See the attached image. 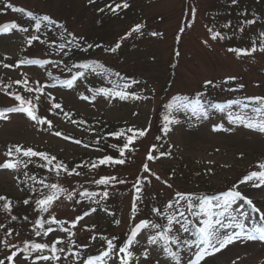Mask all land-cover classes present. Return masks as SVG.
Masks as SVG:
<instances>
[{"label":"rangeland","instance_id":"rangeland-1","mask_svg":"<svg viewBox=\"0 0 264 264\" xmlns=\"http://www.w3.org/2000/svg\"><path fill=\"white\" fill-rule=\"evenodd\" d=\"M13 3L24 7L34 8L37 11L46 12L59 19L72 16L78 19L80 30L101 33L95 27L92 19L96 16L92 7H86V1L81 0H11ZM114 1V0H111ZM122 0H115V2ZM128 1V0H127ZM193 1L192 3H190ZM188 4L185 0H129L132 8L137 10V18L132 21L134 25L147 20L148 25L141 28V33H132L129 28L121 27L119 19H110L105 24L108 30H112L110 41L115 37L123 38L121 51L127 54L126 64L128 70L137 72L145 80L136 89L142 92L141 96L129 94V98L121 100L118 96H105L95 86L104 79L102 74L86 68L74 81L72 87L67 86V81L45 87L47 97L61 101L64 106L88 117L102 118L114 125L124 124L145 129L148 125L153 107L157 103L149 100L148 85L150 83L159 93L166 91V82L171 80V87L166 91L165 98L175 92H189L199 88L201 83L222 77H238L244 82L250 94L264 95V52L256 53L253 56L239 55L228 51V47L235 46L236 49L243 45L261 43L258 35L257 25H264V17L261 20L255 19V24L243 26V31H232L230 27H223L214 23L212 30L222 34L221 38L211 39V33L205 26L207 0H191ZM114 2V3H115ZM101 4V3H99ZM194 4V8L192 7ZM72 5V7H71ZM98 6V5H95ZM139 10V11H138ZM194 10V11H193ZM126 11V10H125ZM193 14V20L183 32L179 43V56L173 59L172 43L174 32L179 28L183 18ZM161 16V21L156 16ZM240 15H237L239 19ZM250 15L247 18L250 19ZM89 19V20H87ZM153 19V21L151 20ZM77 22H75L77 24ZM98 22V21H97ZM106 20H103L104 24ZM188 22V20H187ZM29 24V22H24ZM75 24V26H76ZM245 24V23H244ZM77 28V27H75ZM78 29V28H77ZM96 29V30H95ZM110 30V31H111ZM154 30L162 32L163 38L154 39L148 36V32ZM83 33V32H82ZM207 41V44L204 43ZM20 34L16 30L0 32V63L12 67L0 66V78L19 77L24 73L35 80L42 81L44 71L37 65L21 64L13 65V60L18 56ZM259 45V44H258ZM177 59L175 64L174 60ZM108 63L112 61L107 59ZM112 64V63H111ZM175 65L173 78L169 74L170 65ZM165 87V88H164ZM91 95H95L92 98ZM83 97H88L87 100ZM136 97V98H133ZM9 105L11 102L6 101ZM41 117L49 119L54 125L69 133H75L82 137H89V132L81 126H76L63 118L59 112L52 110L49 105H43L40 111ZM177 123L171 132L165 134L166 142L172 146L171 153L167 156L157 157L155 150H150L149 135L146 139L138 141L139 149L134 155L128 156L127 174L136 176L145 164L150 169L149 173H141V185L145 190L163 191L169 194L165 181L172 185L190 188L196 187L198 180L190 184H183L185 175L193 170L195 173L202 172L200 181L207 182L215 187L220 186L224 180L229 179L228 175L238 174L242 166L249 165L254 158L264 157V133L251 131L242 125L221 126L219 131H213L216 127L210 119L188 120L183 113L176 114ZM223 122V120H221ZM54 129L49 128L45 123H38L28 117L25 112H10L6 118H0V162L6 160L5 149L9 145L22 144L40 149L48 147L52 152L69 160H76L80 155L85 154L88 149L80 144L55 135ZM152 154L157 159L148 160L147 156ZM160 156V155H159ZM234 167H232V166ZM232 167V168H231ZM152 173L160 176L157 180ZM172 173V174H171ZM129 176H127L129 178ZM147 178V179H145ZM170 179V180H169ZM167 181V182H168ZM168 182V183H169ZM66 182L62 183V186ZM151 191V190H149ZM240 191L252 199L253 204L260 211H255L251 206L242 201L234 203L224 218L219 221L215 228L223 234L240 232L243 226L244 232H251L259 235L264 231V186L261 188L244 184ZM0 193L7 196L19 197L22 194L17 177L9 169H0ZM89 194V193H88ZM55 199L51 211L65 212L71 197L68 190L60 191ZM70 197V198H69ZM86 199L91 195H84ZM121 204V216L126 217L129 202V192L126 191L119 196ZM122 197V199H121ZM68 213L67 216H70ZM91 215V216H90ZM92 214L85 215L79 225L90 223ZM229 225H231L229 227ZM54 231L46 235L44 241H53L62 238L65 234L64 228L53 227ZM258 229L259 231H253ZM154 236L150 228H143L133 240L129 251L132 256L129 264H173L169 255L163 250L159 241L149 243V238ZM213 243H216L213 241ZM207 245L197 244L182 252L178 264H196L199 252ZM219 247V244H216ZM213 253V249H208ZM1 258L6 257L0 245ZM264 264V241L247 240L241 237L232 244L227 245L219 252L212 255H205L199 260V264ZM14 264H53L52 260L14 257ZM106 264H121L116 253H113Z\"/></svg>","mask_w":264,"mask_h":264},{"label":"trees","instance_id":"trees-1","mask_svg":"<svg viewBox=\"0 0 264 264\" xmlns=\"http://www.w3.org/2000/svg\"><path fill=\"white\" fill-rule=\"evenodd\" d=\"M86 1L87 4L85 6L92 7L93 10H95L96 16L92 19V21H96L94 22V25L96 28L102 31L101 33L90 32L88 34L80 35L79 33L73 30L72 26L73 23L77 21L74 20V22L72 23L70 19H67L65 17L64 18L66 21H60L57 24V27L60 29V31L68 35L70 37V40L72 41L66 42L65 47L60 50V60L63 62V64L69 66L71 69H75L81 66L84 60L91 58V56L95 55L99 50L97 47L106 46L110 49L116 47L117 43H112L110 41L111 34H113V31L111 29V31L107 29V26L105 25L107 21H109L110 19H119L120 21H122L120 22V26L124 28H130V31L137 25L133 24L138 15L137 10L130 6V4L128 3L129 0L127 1L129 7L127 9L118 10L116 14H113L107 9H105L104 12H100L98 11V9L104 8L107 4L114 5L115 3H121L120 1L115 2V0H95V3L92 4H90L88 0ZM185 1L188 3L186 4L187 6H189L190 3L193 2L191 0ZM207 6H210L209 10H206V18L208 19V21L205 22V26L207 27L208 31L209 29L213 28L214 23L218 24V19L220 20L221 26L229 28L231 27L232 31H236L241 30V27L243 25H246V21L251 20L252 18L256 19L257 17L260 19V17L264 16V0H237L235 4L232 3V0H207ZM192 7L194 8V4H192ZM248 14L251 16L250 19L247 18ZM237 15H240L239 19L237 18ZM156 17V20H162L161 16L157 15ZM103 20H106V22L101 25V23H103ZM151 20L153 21V19ZM192 20L193 14H190V16H188L187 18H183L179 24V28L176 29L177 31H175L173 34V59L174 56L177 57L176 53L178 52L181 36L185 29L188 27L186 25L190 24V21ZM44 23L49 26L48 22ZM148 24L149 23L147 20L142 21L140 23V25L143 26ZM181 29H183V31H181ZM152 32L156 31L151 30L148 32V36L150 38H163L162 32H159L160 35L157 36L150 35V33ZM115 52L117 53H115L113 58L114 60H116V62L124 60L125 63H127V59L125 60V57H127L125 53L117 50ZM174 62L176 64L177 59H175ZM128 63L130 64L131 62ZM174 66L175 65L172 64V66L170 65L169 67L171 69H169L168 72L169 74H171V78H173ZM64 69L66 70V68ZM106 70L110 76H113V78L110 80L113 83L114 87L117 89H119L122 85L134 86L139 82V79L141 77L139 74H137V72H132V70L129 72L123 68H118L115 66H110L109 70L107 68ZM57 76L58 74L55 71H50L49 74H47V77L49 79H55ZM171 80L172 79L166 82V91L169 89V87H171ZM239 85L241 84L238 77H235V79L218 78L217 81L212 80L211 85H206L205 83L201 84L199 88L193 90L191 94L183 92H181L182 94H180V92H175L167 98H165L167 94L166 91L161 94L159 93V90L151 88L150 98L153 101L155 100V98H157V103L153 107V113L151 115L149 125L146 129L114 126L109 122L102 121L101 119L97 120L82 118L74 112L65 110V114L70 119H73L75 123L83 124L94 134V136H92L90 139H77L75 136L70 137L79 140L81 143L87 145L90 148L101 151V156L82 155L76 162H70L68 160H63L60 157L51 154L47 150H42L39 153H45L48 157H55V159L52 160L51 164H49L47 160H44L39 156L27 157L23 155V152L16 153L14 151V146L9 147L7 152L10 148H13V154L12 156H8L9 159H11L12 161H19V164L15 169L18 170L19 175L22 178L21 181L23 183V190L25 194L23 195V197L16 200V204L11 203L10 212L4 210V202L0 201V224L4 222L3 220L7 219L8 217H11L9 218L10 220L8 221V223L2 228L0 232L2 234L4 232H11V234H20L22 232L20 230V227L23 228V223L32 225L33 229L35 228V226H38V224L33 220V218L38 217L37 209L35 211L36 201L53 192V189H51L50 187H46V185H53V182L50 180V174L52 173H59V175H67L72 179L75 192V199L73 205L75 206V208L83 211L86 209H95L94 212L96 213V216L103 218L106 217L105 214H108L109 217L110 214H112V210H110V208H114V206L109 207L108 204L109 197H113L111 200L118 197L115 190L118 192L119 195L123 194L125 191L131 190L129 208L130 213L133 215L143 213V215L149 220V222L160 226L158 228H155V230L160 229L162 232H165L167 228L163 227L164 220H160V217L158 215L159 211L162 208V203H160V197L162 194L159 195L152 193L148 195L145 188L142 187V192L140 193L141 199L135 202V211L133 210V202L135 195V189L133 188V184L137 182L138 178L141 180V173L143 168H141V171H139L136 176L130 177L126 171L127 164L129 161L128 156L134 155L137 152V149L140 148L138 141L141 139H146L148 135L150 139V150H155L156 156L160 155L161 153H164L165 155L169 153L170 147L168 145L166 146V141L163 137L165 134L164 128L167 124V121H165L164 117L168 116L169 120H172L170 115L172 109L166 108V105L172 103L174 97H185L190 103H195L198 100L200 103H205L206 105H209L211 102H214V100H216V97L214 94H212V92L215 94L225 93L228 95L230 93H233L232 91L238 90ZM30 88L34 89L33 86H30ZM16 95L21 96L26 101H34V98L31 97V95H29L24 90L22 82L16 83L13 80L0 81V108L4 106V101L7 97L16 100ZM233 101L239 100L234 99L230 102ZM240 105V101L239 103H230V108L227 110H236L240 107ZM245 105H247V107L242 109L241 111V116L244 117L245 123L249 119H255L257 121L264 119V104L260 105L258 103L248 101L247 103H245ZM256 109H259V111L257 112ZM228 114L230 117H237L232 113ZM167 126L169 128L170 124H167ZM129 128L133 129V132H128ZM137 130H146V134L143 137H139L137 135ZM118 132L122 133V135H120L119 137L113 135L114 133ZM128 137H134V139L132 140V143L129 144L128 148L124 149V155L121 156L120 149L124 148L125 143L128 142ZM22 148L29 149L24 147ZM105 156H111L114 160L124 159L125 162L123 164H99V160ZM262 162L264 161L260 158H255L251 167H245L241 169V172L238 174L228 175L229 179L224 180V184L222 185L223 189L232 188V186L235 185L239 180L244 179L245 176H247L253 171H260L257 166L259 163ZM57 165H61V167L58 169L56 167ZM93 165L96 166L94 167ZM64 166H66L69 171L73 169H75V171L72 172L71 175H69L68 172H65L63 170ZM192 172L193 171H191L189 175H192ZM76 173H79V175H77ZM198 173L199 174H197L198 176L196 175V179L199 178L202 174L201 172ZM189 175L185 176L186 180L184 184H189L191 183L192 179H194ZM127 176H129V178ZM103 177H115L116 179L110 181V183L107 185H100L95 183V181L100 180ZM118 181H124V183H119ZM205 184L207 185H205L204 191H194L195 187H193L192 190L182 188V191L180 192L183 194H189L191 196V202L195 205V207H193L190 211L188 208V202L184 200V204L186 205L185 209H188L190 212L199 213L197 217L201 220V222L206 219H211L215 214L216 210V207H213L211 209V212L214 214L209 217L204 212H202L199 207L200 201L197 199L198 197H210L218 190L215 189L213 186L208 185V183ZM84 191L96 192V202L92 203L91 205H86V202H84L81 198L82 193ZM104 192L108 193L107 198L103 196ZM25 200H28V204L24 203ZM174 200L175 202L178 200L180 201L178 196L174 198ZM148 202H150V204ZM222 202L223 197H221L219 203ZM216 203L217 201L214 200L213 204L215 205ZM153 209H157L158 212L153 211ZM13 216H15L16 219H12ZM25 217H27V219H25ZM116 224L117 223H109V225H106V227L103 228L99 225H96L91 236L93 237L95 235H100L103 239H111L113 241V244L116 246L115 248H117L121 243L120 237H123V235L121 236L120 234H116L114 232ZM21 237L24 240L31 242L29 237ZM68 240L71 241L72 238H69ZM60 248L63 249L64 253L68 256L72 254L75 257H83L82 260L84 258L88 259L90 257V254L86 252L85 247L80 244V241L76 243L75 239H73V241H71L70 243L62 242ZM106 250L107 242L105 239V241L100 245L99 251Z\"/></svg>","mask_w":264,"mask_h":264},{"label":"snow or ice","instance_id":"snow-or-ice-1","mask_svg":"<svg viewBox=\"0 0 264 264\" xmlns=\"http://www.w3.org/2000/svg\"><path fill=\"white\" fill-rule=\"evenodd\" d=\"M88 2L90 4L95 3V0H88ZM237 2V0H232V3L235 4ZM129 7V4L127 3V0H122L121 3H115L113 4H107L105 5L104 8H100L98 9V11L100 12H104L105 9H107L108 11L112 12L113 14H116L118 12V10H123V9H127ZM20 11H23L22 9ZM194 11V10H193ZM27 15L29 17H32L36 20V29L39 30L40 24L41 22H48L49 24H53L55 23L48 15H43V16H39V17H34V14L32 12H28ZM246 23L248 24H253L255 23L254 20H248L246 21ZM227 26V25H226ZM143 27V25L137 24L132 30L131 32H129L127 35H131L133 32L135 33H141V28ZM17 28V25L15 23L11 24L10 26H4L2 29H0V31H4V32H8L11 31L12 29ZM22 31H27L28 29L24 28L21 29ZM181 31H183V29H181ZM241 31H243V29H241ZM209 32L211 33V39L216 40L217 38H221L223 39V37L221 36V34L219 32H213L212 29H209ZM142 34V33H141ZM150 35L152 36H157L160 35L159 33L156 32H152L150 33ZM262 36H264V33H261ZM39 37L38 36H32L31 39L28 40L29 45H31L33 40H38ZM123 39V38H122ZM205 44H207V41H204ZM64 45H61V48H63ZM120 44L117 43L116 47L111 49L112 51H116V48H119ZM228 51L230 52H235L237 54V56L239 55H251L252 53H254L255 51H257V48L255 47V42L253 44V47L251 48V50H246V49H235V48H230L228 49ZM259 51L264 52V44L261 45V47L259 48ZM177 56H179V52L176 53ZM19 63H23V61H20ZM40 63H44V62H40ZM18 66V65H17ZM4 67H12L11 65H7L5 64ZM87 67V66H85ZM76 79V77H73L72 80H68L67 86L68 87H72L73 85V81ZM229 79H235V77H230ZM16 83H21L20 81H17ZM26 83V81L24 82ZM206 85H211L212 81H205ZM241 87H243V85H241ZM28 91H33L32 89H26ZM36 91H40L39 88L36 89ZM100 93H103L106 97L107 96H118L121 100H125L129 98V94L124 92V91H117V92H110L107 89H100L98 90ZM94 98V97H93ZM136 98V97H133ZM15 99L17 101H20V106L19 107H15L12 109H9L8 111H15V112H25L28 117L32 120L37 121L38 123H49V121H46L44 119H41L40 117L36 116L34 113V109L31 106V102L30 101H26L24 100V98H22L19 95L15 96ZM83 99L87 100L88 97H83ZM258 100L264 99V98H256ZM231 103H239V101H233ZM28 105V106H25ZM55 108H60L61 105L60 104H55L53 105ZM214 107L218 108L219 110L223 111V107L221 105H214ZM166 108L168 109H175L176 111H183V110H191V112L195 115L197 114V112H200L204 115V117L206 118L208 113L207 111L204 110L203 106L200 104V102L197 100L195 103H190L187 98L185 97H174L173 98V102L166 105ZM256 111L258 112L259 109H256ZM0 118H6L4 112L0 111ZM165 121H167V124L173 123L174 121L169 120L168 116L164 117ZM231 119V117H230ZM239 121L241 123H244V117L242 116H237L235 117V120H233V122ZM167 124L165 125L164 131L167 132L170 129L168 128ZM246 127L249 129H255L258 130L260 133H264V119H261L259 121L255 120V119H249L246 122ZM220 127H214L213 131H219ZM128 132H133V129L129 128ZM146 134V130H137V135L139 137H143ZM55 135L60 136L61 133L57 132L55 133ZM113 135L119 137L120 135H122V133L118 132V133H114ZM67 139V138H66ZM134 139V137H128V142L125 143L124 148L120 149V154L121 156L124 155V149H127L129 144L132 143V140ZM75 143L79 144L80 141H75ZM85 147H87V145H85ZM14 151L16 153H21L23 152L24 156L27 157H34V156H39L44 160H47V162L49 164H51L52 160L55 159V157H48L45 153H38L33 151L31 148L29 149H23L21 146H14ZM13 154V148H10L9 151L6 153L7 156H12ZM161 155H165L164 153H161ZM148 160H154L157 159V157H154L151 153L147 156ZM125 161L124 159H119V160H114L111 156H105L102 159L99 160V164H123ZM19 164V161H12V160H7L4 163L0 164V169H15L17 168ZM94 167L96 165H93ZM58 169L61 167V165H57L56 166ZM258 169H260V171H253L251 173H249L247 176L244 177V179L241 181V183H246L248 181H254V180H258L259 183H253L252 187L255 188H261V186H264V162L259 163L258 164ZM63 170L65 172H68L69 175L72 174V172L75 171V169L69 171L67 169L66 166H64ZM143 171L144 172H149L150 169L148 168V165L145 164L143 166ZM59 174V173H57ZM77 175H79V173H76ZM152 175H154L156 177L157 180H160V176L156 175L155 173H152ZM115 177H103L100 180L95 181V183L100 184V185H107L110 183V181L115 180ZM147 179V178H145ZM119 183H124V181H118ZM42 183V182H41ZM167 187L171 188L172 185L171 184H167V181L164 182ZM46 187H50L53 190L51 194L45 196L43 199H39L36 201V204L40 207L41 211L47 212L49 210V208L51 207V205L53 204L54 200L58 198L57 196V191H63V189H59L57 185L53 184V185H46ZM133 188L135 189V195H134V202H133V210L135 211V202L138 201L139 199H141L140 193L142 192V185H141V181L138 178L137 182L135 184H133ZM238 189V185H233L232 188L228 189L226 192L222 193V197H223V202L219 203V201L221 200V197L219 196H214V197H208V196H204V197H198L197 199L200 201L199 203V207L201 209L202 212H204L206 215H208L209 217H211L214 213L211 212V209L213 207H221L224 209V211H227L229 208H231V206L236 203L237 201H242L247 203L249 206H251L255 211L259 212L260 209L256 208V206L253 204V201L251 198H249L246 194L242 193L241 191L237 190ZM85 195H91L88 193H85ZM103 196L105 198H107L108 193L104 192ZM176 196L179 197L180 200H186L188 202V208L191 211L193 207H195V205L191 202V196L189 194H183V193H176ZM70 198V197H69ZM217 201V203L214 205L213 201ZM0 201H3V208L5 211L10 212L11 211V201L4 195H0ZM25 204H28V200L24 201ZM176 203H179V200L176 201ZM169 207H172L171 204L168 205ZM92 211H95V209H93ZM153 211L158 212L157 209H153ZM222 214V213H221ZM85 215H89V213H85ZM183 213H180V216L183 217ZM192 215L194 216H198L199 213L196 212H192ZM12 219H16L15 216L12 217ZM25 219H27V217H25ZM84 216H79L76 218L75 221L72 222V227H75L76 224L80 221L83 220ZM173 217H168V225H172L173 223ZM261 219H264V216H261ZM41 228H43V223L41 221H37L36 222ZM48 223H61L60 221H57L55 219V217H52L50 221H48ZM116 223L118 224L119 221H116ZM203 227H199L196 228L194 230V234L198 237V243L197 241H184V243H197V247H199V244H204L207 245L206 248L202 249L197 257V261L196 264H199V260L203 259L205 255H212L214 254V252H219L221 249H223L224 247H226L229 244H232L235 240L240 239L241 237H243L244 239L247 240H261L264 241V231H260L259 235H253L251 232L249 233H245L243 230V226L242 225H238L239 227H241V231L240 232H235L233 234H221L219 232L218 229L215 228V225L219 224L221 227H225L224 225L221 224V222L219 220L213 222L212 219H206L203 222ZM231 225H229L230 227ZM94 227V226H93ZM149 227V222L148 221H141L140 224L136 225V227L132 230L131 233V237L128 239L127 243L124 244L123 247L119 248V253H122V256H118V258L120 259L121 264H129V260L132 256V253L129 251V247L130 245H132L133 240L136 238L137 234L140 232L141 229L143 228H148ZM152 228H158L160 227L159 225L156 224H152L151 225ZM183 227V226H182ZM171 229L168 228L165 230V232L163 233H158L155 236H151L149 238V243H156L158 240L162 239L164 242V251L167 252L170 256L172 257H176V253L173 252L170 247H168L169 242H170V238L168 236V232ZM183 230L185 232H188L189 229L187 227H183ZM54 231L52 228H48L45 231V235H47L49 232ZM253 231H259L258 229H253ZM8 235H11V232L8 233ZM36 235H40V232H37ZM93 239H95V237H93ZM106 239L107 242V250L104 251L100 256H96V257H89L88 260L86 261V264H104V258L109 257L110 254L112 253L113 249L116 247L113 244V241L111 239ZM213 241H215L216 243H213ZM62 241L60 239H56L54 242L51 243V248L50 251L53 253V255L51 257L49 256H40L39 259L42 260H49V259H59V257L57 255H55L57 252H62L63 249H58L56 247L57 244L61 243ZM171 243H175V244H180L181 241L177 238V237H172L171 238ZM216 244H219V247H216ZM5 245H7V242H5ZM10 247H15V245H12ZM49 248V244L47 243H36V242H25L24 243V247L23 249H17V251H13L11 253V255H8L6 257V260L9 262V264H14V257L17 256V254L21 251L23 252H27L29 249H31L32 251L35 252H43L45 249ZM211 248L213 249V253H209L208 249ZM27 256H24V259H27ZM0 264H5L4 260H0Z\"/></svg>","mask_w":264,"mask_h":264},{"label":"bare ground","instance_id":"bare-ground-1","mask_svg":"<svg viewBox=\"0 0 264 264\" xmlns=\"http://www.w3.org/2000/svg\"><path fill=\"white\" fill-rule=\"evenodd\" d=\"M87 20H89V19H87ZM225 264V263H224Z\"/></svg>","mask_w":264,"mask_h":264}]
</instances>
